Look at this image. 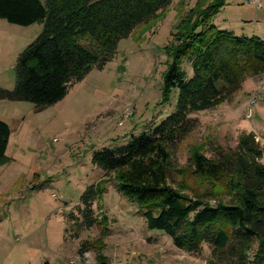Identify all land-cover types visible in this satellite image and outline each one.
I'll use <instances>...</instances> for the list:
<instances>
[{
	"label": "rangeland",
	"instance_id": "rangeland-1",
	"mask_svg": "<svg viewBox=\"0 0 264 264\" xmlns=\"http://www.w3.org/2000/svg\"><path fill=\"white\" fill-rule=\"evenodd\" d=\"M171 1L165 13L120 42L111 62L93 69L57 104L37 111L28 101H0V120L9 123L13 133L12 159L0 165L8 176L6 191L0 187V264L238 262L230 252H216L208 245L199 253L180 250L163 231L148 229L138 206L117 191L114 177H104L92 163L96 152L128 144L125 138L140 136L175 110L178 92L167 103L161 99L167 46L188 11L212 0ZM257 4L227 0L214 24L237 36L264 40V0L262 8ZM42 30L39 23L22 26L0 19V87H15L17 58ZM193 117L197 127L172 154L173 182L188 196L210 194L208 202L215 205L226 185L195 177L192 153L234 149L244 134H253L264 152V72L248 75L228 101ZM101 179L106 193L94 210L106 217L102 228L109 234L98 253L91 245L101 236V226L78 227L83 221L78 207L86 189ZM246 255L253 264L257 246L251 245Z\"/></svg>",
	"mask_w": 264,
	"mask_h": 264
},
{
	"label": "trees",
	"instance_id": "trees-1",
	"mask_svg": "<svg viewBox=\"0 0 264 264\" xmlns=\"http://www.w3.org/2000/svg\"><path fill=\"white\" fill-rule=\"evenodd\" d=\"M171 3L0 0V19L22 26L43 25L17 58L15 87H0V100L28 101L37 111L57 104L93 69L111 62L123 39L165 13ZM226 4L227 0L198 4L176 26L167 46L161 97L167 103L178 92L174 112L140 136L125 138L128 144L96 152L92 163L104 177H114L117 191L138 206L147 228L163 231L178 249L199 253L208 245L216 252H230L238 261L235 264H250L246 250L256 245L253 264H264V152L253 134L242 135L231 150L192 153L195 177L226 185L217 204L208 202L210 194L188 196L173 182L172 154L197 127L193 115L228 101L248 75L264 72V40L237 36L214 24ZM10 135L9 125L0 120V165L10 160L6 155ZM104 183L89 186L78 207L83 218H78V227L101 226V236L91 245L98 253L109 234L102 228L106 217L94 210L106 193Z\"/></svg>",
	"mask_w": 264,
	"mask_h": 264
},
{
	"label": "crops",
	"instance_id": "crops-1",
	"mask_svg": "<svg viewBox=\"0 0 264 264\" xmlns=\"http://www.w3.org/2000/svg\"><path fill=\"white\" fill-rule=\"evenodd\" d=\"M1 101V100H0ZM8 125H9V127H10V130H11V135H10V138H9V143H8V146H7V150H6V155L9 157V158H11L12 159V156H10L9 155V150H10V144H11V138H12V129H11V126H10V124L9 123H7ZM5 168V166H0V187L1 188H4V192L6 191V186H7V181L5 180V176L7 175V172L5 171L4 172V169ZM7 178H8V176H6Z\"/></svg>",
	"mask_w": 264,
	"mask_h": 264
},
{
	"label": "built area",
	"instance_id": "built-area-1",
	"mask_svg": "<svg viewBox=\"0 0 264 264\" xmlns=\"http://www.w3.org/2000/svg\"><path fill=\"white\" fill-rule=\"evenodd\" d=\"M253 1H254L256 4L259 3V4L256 5L259 9L262 8V6H261V4H260V0H253ZM257 99H258V94L255 95L254 99L252 100V104H255V103L257 102ZM127 114H130V112L128 111V113L125 114L126 117H128ZM122 124H123V121L120 123V125H122Z\"/></svg>",
	"mask_w": 264,
	"mask_h": 264
}]
</instances>
